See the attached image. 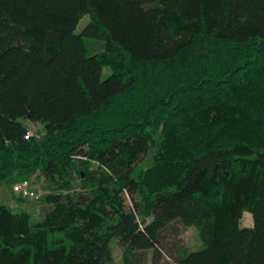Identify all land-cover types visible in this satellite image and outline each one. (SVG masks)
<instances>
[{
    "label": "trees",
    "instance_id": "trees-1",
    "mask_svg": "<svg viewBox=\"0 0 264 264\" xmlns=\"http://www.w3.org/2000/svg\"><path fill=\"white\" fill-rule=\"evenodd\" d=\"M33 175L49 208L0 203V264H115V237L124 264H264V0H0V184Z\"/></svg>",
    "mask_w": 264,
    "mask_h": 264
},
{
    "label": "rangeland",
    "instance_id": "rangeland-1",
    "mask_svg": "<svg viewBox=\"0 0 264 264\" xmlns=\"http://www.w3.org/2000/svg\"><path fill=\"white\" fill-rule=\"evenodd\" d=\"M90 22V16L87 15L82 19L80 22L78 32H80L88 23ZM90 51L92 53L96 52L101 48L100 44H95V46H92L89 44ZM111 73L110 67L104 68V78L107 77V75ZM25 123L29 126V129L32 134H34L36 137H39L42 135V133L45 132V128L41 124L32 123L29 121H25ZM97 165L94 164V167ZM76 177V181L78 183L81 182L80 178L78 176ZM32 189H34L38 195L37 198L30 200L23 198L19 196L14 191V186L10 185L8 183L0 184V203L5 204L11 209H13L16 212H21L23 210H27L30 212L32 216L33 221H37L41 219L45 213V211L49 208L48 205H45L43 203V197L51 192L55 185L53 182L48 181L45 179V177L41 175H33L31 178L28 179ZM78 191H83L82 188H79ZM127 206L132 207V204L130 202V199L127 198ZM139 221L143 224V219L141 215H138ZM152 218L148 219V222H150ZM253 221L252 213L249 211H245L244 217L242 219V225H249V223ZM163 240L162 243L167 247V249L173 250L174 252H177L179 249H186L188 251L198 250L203 248V242L200 238L199 231L195 226L186 227L180 222H174L170 226H168L163 231ZM111 250L113 253V257L115 260V264H124V258H123V249L120 245L119 239L117 237L113 238L111 241ZM153 256L154 251L147 250L145 252H142L138 255L139 262L141 264H153ZM167 256L164 255L162 259V264L167 263ZM137 260L136 258L134 259Z\"/></svg>",
    "mask_w": 264,
    "mask_h": 264
},
{
    "label": "built area",
    "instance_id": "built-area-1",
    "mask_svg": "<svg viewBox=\"0 0 264 264\" xmlns=\"http://www.w3.org/2000/svg\"><path fill=\"white\" fill-rule=\"evenodd\" d=\"M33 135L34 134H32L31 131H29L28 134H27V137H31ZM14 191L19 196H21L23 198H26V199L33 200V199L38 197L36 191L34 189H32L29 181L18 182L14 186Z\"/></svg>",
    "mask_w": 264,
    "mask_h": 264
},
{
    "label": "crops",
    "instance_id": "crops-1",
    "mask_svg": "<svg viewBox=\"0 0 264 264\" xmlns=\"http://www.w3.org/2000/svg\"><path fill=\"white\" fill-rule=\"evenodd\" d=\"M252 224H253V221H251V222L249 223V226L252 225Z\"/></svg>",
    "mask_w": 264,
    "mask_h": 264
}]
</instances>
